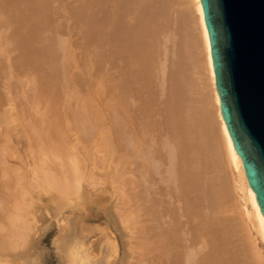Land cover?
Segmentation results:
<instances>
[{
    "label": "rangeland",
    "instance_id": "1",
    "mask_svg": "<svg viewBox=\"0 0 264 264\" xmlns=\"http://www.w3.org/2000/svg\"><path fill=\"white\" fill-rule=\"evenodd\" d=\"M175 2L172 8L160 0L153 2L168 16L159 10L157 15L162 16L154 19L159 26L154 43L158 57L150 58L149 70L142 72L149 78L153 98L143 104L128 94L126 109L120 112L115 91H120L121 75L111 53L122 42L105 35L100 18L107 0H0V240L4 229L12 235L21 233L14 239L21 241L19 249L1 256L0 264H201L203 260L204 264H227L236 257L245 264H257L228 177L220 160H213L210 153L217 139L209 124L214 105L197 23L191 18H195L194 10L189 0ZM178 64L184 66L181 75L193 86L185 93L189 107L195 103L189 111L203 114V136H197L200 142L204 139L201 146L207 152L203 151L213 160L208 155L210 163L199 171V184L187 181L198 177L193 161L190 174L195 172L194 177L183 174L186 150L180 134L186 131L176 130L175 117L170 120L175 116L171 77L179 71ZM105 78L115 90L111 95L104 91ZM68 82L73 83L71 91ZM144 105L150 112L153 109L148 122L141 114ZM192 125L186 134L194 131ZM74 161L81 170L78 182L71 169ZM209 191L217 193V199ZM199 214L227 225L217 224L219 230L231 231L220 230L218 239L226 240L225 246L217 242L219 235H212L214 240L206 238L207 243L206 236L205 242L199 238L203 230L199 232V224L191 218ZM77 241L86 248L98 242L99 253L72 263L68 253ZM258 244L264 253V244L260 240Z\"/></svg>",
    "mask_w": 264,
    "mask_h": 264
},
{
    "label": "bare ground",
    "instance_id": "2",
    "mask_svg": "<svg viewBox=\"0 0 264 264\" xmlns=\"http://www.w3.org/2000/svg\"><path fill=\"white\" fill-rule=\"evenodd\" d=\"M137 1H139V2H137ZM137 1L136 0L135 1L134 0H107L108 5L104 8L103 15L100 18V21H101V23L103 24V27H104L103 29H104V32H105L106 37H109V36L113 35V36L117 37L122 42V45H124V47H122V45L121 46H118L115 49V51H113L111 53V56L113 57L114 63L120 69V75H121V77H120L119 82L121 83V87L122 88L120 87V91L117 93L115 90H113V85H112V82L110 81V79H108V78H105L104 79V87H105L104 88L105 89L104 91L106 92L107 95H111L113 93V91H115V93H116L115 94V97L117 98V101H118V107L117 108H118V111H120V112H122V111H124L126 109V101H127L128 94H130V96L132 95V97L135 98L136 102L140 103L142 101L143 104H144V100H145V102L147 101V104H148V103L151 102V99L153 98V95L151 94V92L149 90L150 85H151V83H149V78H147V76L145 74H142V72L149 70V67H148L149 62H148V60H150V58L154 59V58H157L158 57V55H156V54H158V52H156V49L157 48L154 47V45H155L154 43H155V39H157V37H158L157 35H158V27L159 26H157V24H156L157 22H155L154 19L156 18V20H158L157 18H160L162 15H160V17H158L159 15H157V14L163 12L164 10H161L160 7L157 6L156 4L155 5L157 6V8H156L155 5H153V2L155 0H137ZM140 1H141V3H140ZM160 1L163 2V5L165 7H171L172 8L175 3L177 4V2H175L176 0H173L174 1L173 5H172V2H173L172 0H160ZM181 1H183V0H181ZM189 1L191 2L192 7H193V10H194V17L195 18H193V15H192L191 18H192V20L194 22L197 23V34H198L199 42H200V45H201V48H202V55L201 56H202V61H203V67H204L205 72H206V75H207L208 83L210 84V95L212 97V101H213V105H214V108H213L214 110H212V112H211V114H213V121L210 122L209 124H211V126H210L211 134H213V136H216L217 139H215L216 137H214V138L211 137L212 139H215L216 140V141L214 140V142H215L214 145L216 144V148L213 147L215 150L212 149L213 150V153L212 152H210V153L213 154V157H212L213 160H214V158H218L220 160L219 164L221 163V165H222L221 168L223 169V171L226 173V175L228 177V180H229V183H230V186H231V191H232L231 194H233V198L235 199V206H236V209H237L236 211L238 212V214L241 216V218L243 220V221L241 220L242 225L244 223V226L246 227V230L245 229L244 230L247 232L246 233V236H247V240H248V246H249L250 253H253L251 255H253V258L256 260L257 264H264V253H263L261 247L258 244V240H260L264 244V216L262 215V213L260 211L259 205H258L257 200H256L255 193L253 192V190L250 188V186L248 184V181H247V178H246V175H245V171H244V168H243L242 160L238 156L237 152L234 149L232 139H231V137H230V135L228 133L226 124H225V122H224V120H223V118L221 116L220 100H219V95H218V92L216 90V85H215V73H214L213 63H212V58H211V49H210L209 36H208L207 28H206V25H205V21H204V15H203V9H202L201 2H200V0H189ZM134 2L135 3H139V5L138 4L137 5L134 4ZM152 6H155L154 8L158 9V12L157 13H156V11L153 10V7ZM182 6H183V4H182ZM159 10H161V12H159ZM165 11H164V14L167 12V11L166 12ZM168 15L170 17L169 12H168ZM165 16H167V13H166ZM163 18H164V16H163ZM167 18H168V16H167ZM167 18H166V20L168 21ZM162 19H161V21H162ZM183 21H185V20H183ZM188 21L190 22V20H188ZM154 22H155L156 27L153 24ZM186 23H188V22H186ZM2 33H3V31H2ZM180 35H182V32L180 33ZM179 44H180V42H179ZM163 45H165V44H163ZM180 45H182V44H180ZM180 47H182V46H180ZM157 51H158V49H157ZM177 59H179V58H177ZM181 59L182 58H180L179 61H181ZM197 63H198V61H197ZM2 65L3 64H0V66H2ZM201 65L202 64H200V66ZM176 66H177V64H176ZM180 66L178 64V67L179 68H177V70L179 69V71L176 72L174 70L175 71V73H174L175 75L172 74V76L174 75V78L171 77L174 80L172 83H175V87L172 89L173 94H172V99H171L172 100L171 101V105L174 108V113L173 114H175V116H173V117L171 116L172 118H170V120L172 119V121H173V119L175 117L176 121L178 122L177 124L180 126V127L179 126L176 127V130L181 129L180 132L181 131L182 132H185V131L187 132L188 125L190 124V126H191L192 124H195V125H192V128L194 126L195 129H194V131H193V129H191L190 134H186V132H185V134L183 133L184 134L183 136H182V134H180L181 137H182V139H181L182 146H184L183 148H185V150H186V152L183 151V152H185V156H186V157L183 156V158H185V161L183 160V162H185L186 164L182 162L183 165H185L184 167L182 166V169L184 168V170H185V173H184V170H183V174L188 175L187 173H189V177L190 176L191 177H194L193 175L195 174V172H194V174H193V172H192V174H190V172L193 171V169L195 168V165L193 167L191 166V164L193 165V163H192V161H193L194 164H196V166H197L196 175L198 174L197 175L198 177H196L195 180L193 178H191L194 181H190V180H187V181H189L191 183L192 182L193 183L196 182L197 184H199L198 181L201 180V178L199 177V171L202 170L204 168V166L206 167V165H209L208 164L209 161L207 160V157H208V155L210 153L208 152L209 153L208 155H206L207 153H204L206 151L205 146H204V148L201 146V145H205V144H202L204 139L201 141L202 142L201 143L200 140H199V138H201V137L200 136H197L199 134H202V131L200 130V129H202V127H201L202 126V123H200V122L203 119L202 118V115L203 114L201 116L194 115V112H195L194 110H196L195 108L193 109V111H194L193 113L190 112V111H192V110H190L191 107L193 108V104L195 106V103H191V101H190V103H191L192 106L190 105L191 107H189V105L187 104V102L189 103L190 97L188 96L186 98L185 97V93L187 92V94H189V92L191 91V89H192L193 86L191 87V85L187 83L188 80L186 79L187 76H184L185 74L184 75H181V73H183V72H180V69L181 68L184 69V66H182L181 68H180ZM200 68H198V69H200ZM183 69H181V70H183ZM165 76H166V74H165ZM66 84H68V88L70 90L71 89L70 86H72L71 84H73V83L68 82ZM119 86H120V84H119ZM175 88H176V90H175ZM117 89H118V87H117ZM72 90H74V89H72ZM75 92H77V91L75 90ZM74 95H73V97H74ZM78 95H80V94H78ZM78 95H76V96H78ZM190 95H192V93ZM76 96H75V98H77L79 100L80 97L78 96L79 97L78 98ZM81 98L83 99L84 97H81ZM134 98H132V99H134ZM82 99H80V100H82ZM83 101H86V99L83 100ZM83 101H81V102H83ZM147 107H148L147 105H146V107L144 105V107L141 108L142 109V113L141 114L144 117V122H148L151 114L153 113V109L150 107L152 109V111L150 112ZM196 112H197L196 114H198L199 111H196ZM85 114H87V113H84V115ZM97 115L98 114H96V116ZM198 115H200V114H198ZM96 116H94V117L96 118ZM102 116H104V114H102ZM80 117H81V114H80ZM105 119H107L106 118V112H105ZM94 121L95 120H93V122ZM187 122H188V124H187ZM82 123H83V121H82ZM203 123H204V121H203ZM86 124H88V123H86ZM175 124L176 123H174L173 126H176ZM79 127H81V125ZM144 130H146V128H141V131L142 132ZM207 130H209V129H207ZM199 131H201V132H199ZM106 136H107V134H106ZM108 136H110V135H108ZM202 136H203V134H202ZM217 140H218V143H216ZM203 149L205 151H203ZM186 153H187V155H186ZM203 154H204V156L206 155L205 158H204ZM52 155H53V153H52ZM214 156H216V157H214ZM209 158H210V162L212 163L213 160H212V158H211L210 155H209ZM219 160H217V161H219ZM205 163H206V165H204ZM71 169H72V171L74 173V176H75L76 181L78 182L79 179H80V177H81L80 176L81 170H80V167H79L78 162H75L74 161L71 164ZM227 177L225 176L224 178H227ZM186 178L188 179V176H186ZM72 186L73 185L71 184V188H72ZM201 187H199V188H201ZM210 187L211 186L209 185L208 188H210ZM208 188H203L202 191L203 190L206 191L205 189H208ZM199 191H201V190H199ZM202 191H201V194H204L205 192L203 193ZM214 191L216 192V190H214ZM209 192H210L209 194H211V196L213 194L212 197H213V200H214V198H216L214 196L215 192L214 193L213 192L211 193V191H209ZM76 193H78V192H75V194ZM207 193H208V190H207ZM220 193H221V191H220ZM215 195H217V193ZM201 196L204 197V196H207V194L201 195ZM185 197H187V196H185ZM207 198L210 199L208 196H207ZM228 201H229V199H228ZM218 202H220V201H218ZM195 203H196V200H195ZM197 203H196V205H197ZM192 205H194V204H192ZM221 205H222V203H221ZM221 205L217 206V208L220 207ZM215 207H216V205H215ZM221 208L222 207H220V209ZM213 210H215V209H213ZM197 212H199V210ZM233 212H234V210H233ZM194 213H195V211H194ZM211 215H213V214H211ZM188 216H190V215H188ZM199 216H200V214L198 216L195 215L194 217L191 216V218H193L192 221L195 219V222L197 221V224H199L198 225L199 232H201L202 230H203L202 232H205V230L207 232L206 235H203L202 232H201V234L198 233V235L200 234L199 238L201 237L200 239H202L203 237L206 236L205 237L206 243L208 242L207 241L208 239L211 240V237L210 236H212V235L214 237L217 236V235H219V236H217V239H218V237H220L221 231L223 229L220 228V230H221L220 231L217 224L219 222V225L222 227L223 226V223L221 225V221L220 220L217 221V219H216L217 222L216 221L215 222H212V220H210V219L207 220L205 218V216H203L204 218L201 216V218L203 219L202 220ZM222 216H224V214ZM12 218H14V217H12ZM220 219H222V217ZM204 220H207V221H204ZM14 222H15V220H14ZM20 222H22V220H20ZM195 222H194V224H196ZM187 223H189V222H187ZM191 223H193V222H191ZM21 224L22 223H20V225ZM225 225L226 224H224V226ZM22 226H23V228H22ZM11 228H12V225H11ZM21 228H22V230L25 228L24 224L21 225ZM183 228L184 227H182V229ZM15 229L17 230L18 228H15ZM15 229L13 228V230H15ZM225 229L226 228H224L223 231L226 232V233H228L230 231V229L228 227H227V231H225ZM228 229H229V231H228ZM4 230H3V232L5 234V237L2 235L3 238L0 240L1 241L0 242V257L1 256H5L6 254H10L11 252L17 251L19 249V244L21 242L19 239H18L20 241L19 244H18V242L14 241V239L16 237H21V233L19 231H17L19 233H15V235H12V234L7 233L6 230L5 231ZM1 231H2V229H1ZM230 232H229V234H230ZM196 235H197V233H196ZM227 235L228 234H226V238L229 236V235L228 236ZM213 236H212V239L214 240ZM223 237H221V238H223ZM206 238H207V240H206ZM219 239L217 240V242L219 241V243H220V241H221L222 242L221 245H223L226 242V240L225 241L224 240L222 241V239L221 240H219ZM223 239H225V238H223ZM25 240H26V238H25ZM202 240L204 241V238ZM170 242H172V240ZM219 243H217V245H219ZM199 244H200V241H199ZM202 245H204V243ZM99 246H100V244H98V242H94L93 245L90 246L89 248L84 247L82 244H79V242L76 245L75 244L74 245L72 244L71 245V248L69 250V253H68V260L71 261L72 263H79V262H82V261H87L91 256H94V255H96V254L99 253V251L97 250V248L99 249ZM223 246H225V245H223ZM172 247L174 248L173 244H172ZM204 247H206V246H204ZM207 247H208V245H207ZM217 247L223 249V251H224V247H219V246H217ZM173 248H171V249H173ZM201 248H203V247H201ZM95 250H96V252H95ZM190 250H191V247H190ZM195 250L200 252V250H197V249H195ZM218 251H219V249H218ZM180 253H182V252H180ZM188 253H189V251H188ZM175 254H177V253L175 252ZM234 254L235 253H233V257L235 258ZM237 254H238V251H237ZM237 254H236V256H238ZM171 255H172V253H171ZM208 255H210V254H208ZM192 256H190L191 259H193ZM180 258H182L181 255H180ZM187 258L190 259L189 257H187ZM212 258H214V257L212 256ZM236 258H235V260L233 258H231V260L233 259L234 261L232 260L233 262L230 261L231 263H227V264H245L240 259H236ZM238 258H239V256H238ZM194 259L196 260V257H194ZM204 259L206 260V262L208 261L207 260L208 258L207 259L204 258ZM213 260H215V259H213ZM216 261H218V260H216ZM200 263L201 264H204V260H203V263L202 262H200ZM208 263L209 264H212V262L211 263L208 262Z\"/></svg>",
    "mask_w": 264,
    "mask_h": 264
},
{
    "label": "water",
    "instance_id": "3",
    "mask_svg": "<svg viewBox=\"0 0 264 264\" xmlns=\"http://www.w3.org/2000/svg\"><path fill=\"white\" fill-rule=\"evenodd\" d=\"M221 116L264 216V0H200Z\"/></svg>",
    "mask_w": 264,
    "mask_h": 264
}]
</instances>
